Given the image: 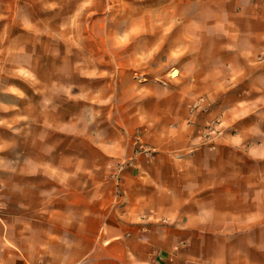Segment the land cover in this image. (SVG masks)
Instances as JSON below:
<instances>
[{
    "label": "crops",
    "instance_id": "0c3cea01",
    "mask_svg": "<svg viewBox=\"0 0 264 264\" xmlns=\"http://www.w3.org/2000/svg\"><path fill=\"white\" fill-rule=\"evenodd\" d=\"M192 1L177 76L28 121L0 72V264H264V0Z\"/></svg>",
    "mask_w": 264,
    "mask_h": 264
},
{
    "label": "rangeland",
    "instance_id": "374dc122",
    "mask_svg": "<svg viewBox=\"0 0 264 264\" xmlns=\"http://www.w3.org/2000/svg\"><path fill=\"white\" fill-rule=\"evenodd\" d=\"M195 7L192 0H0V72L12 97L21 92L28 121L36 104L66 103L74 88L100 90L102 75L177 76L189 52L182 22ZM140 137L133 151L150 154Z\"/></svg>",
    "mask_w": 264,
    "mask_h": 264
}]
</instances>
